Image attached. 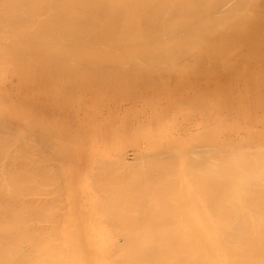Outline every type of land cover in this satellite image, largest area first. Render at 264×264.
<instances>
[{
	"label": "bare ground",
	"instance_id": "bare-ground-1",
	"mask_svg": "<svg viewBox=\"0 0 264 264\" xmlns=\"http://www.w3.org/2000/svg\"><path fill=\"white\" fill-rule=\"evenodd\" d=\"M260 2L0 0V264H264V131L169 134L187 115L142 146L87 150L10 101L24 88H38L33 108L87 89L163 98L157 78L262 33Z\"/></svg>",
	"mask_w": 264,
	"mask_h": 264
},
{
	"label": "rangeland",
	"instance_id": "rangeland-1",
	"mask_svg": "<svg viewBox=\"0 0 264 264\" xmlns=\"http://www.w3.org/2000/svg\"><path fill=\"white\" fill-rule=\"evenodd\" d=\"M260 3L261 7L264 8V0H261ZM260 15H264V10L261 11ZM262 18L264 19V16H262ZM233 39H235L233 41L234 44L232 42L227 44L226 40H224L226 42L224 43L226 44L225 46L222 44V47L220 46L221 48H217L215 51H207V53L210 52V55L212 54L213 57H211V55L204 60L205 62L201 61L203 65H201L200 62H189L187 65L185 64L186 66H178L174 71H171L170 74L165 75L164 78H157L161 83L168 79L165 81L168 83L165 85L167 89L166 93H161L163 98L159 97V93L152 94L147 92L146 88L141 89L142 91L138 93L137 98L131 95H125L121 92L107 94L87 89L76 91V96L75 92L70 93L64 104L59 108L46 106L44 103H40L36 108H33L32 105H34V101H36L34 98L39 93L38 88H24V91L21 93V96H24V98L21 99L18 93L12 90L14 97L11 98L10 101H15L18 106L24 105L23 110L27 107L28 112L36 113V116L40 119H51L52 126L66 135L65 140L69 138L70 142L73 144L82 143L87 150L90 147L92 148L93 145L95 146V144L104 146L105 143H117L120 138L122 141L130 142L133 140L134 136L138 137L140 146H142L143 143L145 144L149 141V137H151L152 133L154 136L163 133V130L156 128V126L160 125L162 127L166 124H173L178 120L181 121L182 117V120L185 121V119L187 120V117L189 118L190 116L189 122L181 123V125L180 122L177 123L178 128L177 126L170 128L168 131L169 134L177 133L178 135L179 133L181 136H186L197 132L204 126L215 127V125H218L223 129V132L225 131V133L231 136L247 135L248 131L253 130L254 132H258V130L263 132L264 29L262 33L253 35L247 44L241 39L239 40L237 36H234ZM236 39L239 41L235 43ZM252 45L255 47L253 48ZM230 48V53H227ZM218 51L219 53H216L214 57L215 52ZM216 57L219 58V63ZM195 65L197 67H195ZM211 66H213V68ZM179 68H182V70ZM181 71L183 72L184 82H182L183 78L180 76L182 75ZM32 79L31 84H33V86H36L35 84L42 85L45 83V80H42L40 77H33ZM16 81V77L8 80L9 83ZM152 95L155 96L153 97ZM72 99L74 100L71 101ZM176 99L177 101H175ZM173 100L175 102H173ZM107 102L109 103L107 104ZM88 110L90 111L89 113L87 112ZM61 111H64V115ZM66 111H68V113ZM106 111L109 112L107 113ZM51 112L53 114H51ZM85 114L87 116H85ZM82 115L84 120L82 119ZM92 115H95V117ZM176 115H180L178 119ZM87 118H90L91 121ZM152 119L153 121L154 119L157 120L154 126L152 125ZM67 120H69L68 123H66ZM190 122L193 123L191 124ZM62 124L65 126H62ZM65 127H69L71 129L70 132H68L69 128L67 129ZM107 127L113 129L111 134L106 132ZM63 128L68 131L66 130L64 132ZM190 128L194 131H189L188 129ZM85 142L90 145H86ZM126 148H128V150H126V156L128 159H132L134 157L135 147L127 145Z\"/></svg>",
	"mask_w": 264,
	"mask_h": 264
}]
</instances>
